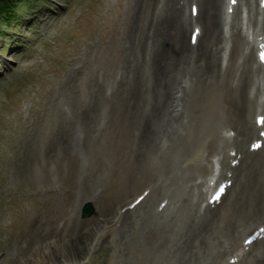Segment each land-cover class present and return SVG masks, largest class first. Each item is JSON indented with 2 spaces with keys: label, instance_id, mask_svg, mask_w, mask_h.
<instances>
[{
  "label": "bare ground",
  "instance_id": "1",
  "mask_svg": "<svg viewBox=\"0 0 264 264\" xmlns=\"http://www.w3.org/2000/svg\"><path fill=\"white\" fill-rule=\"evenodd\" d=\"M228 1H129L128 21L116 33L117 72L111 80L87 79L83 96L73 95L71 106L83 108L64 111L75 125L59 145L71 156L80 136L98 129L115 109L132 133L131 180L152 179L136 206L81 228L63 251L44 236L36 264L80 259L94 230L105 231L108 223L107 236L123 248L115 264H264V238L236 262L223 260L229 252L238 256L243 237L264 225V143L256 151L247 146L264 129L250 120L264 115V67L255 46L264 43V1L233 0L232 15L224 19ZM211 155H217V173ZM224 179L231 184L211 206L207 183ZM131 245L142 251L133 263Z\"/></svg>",
  "mask_w": 264,
  "mask_h": 264
},
{
  "label": "rangeland",
  "instance_id": "2",
  "mask_svg": "<svg viewBox=\"0 0 264 264\" xmlns=\"http://www.w3.org/2000/svg\"><path fill=\"white\" fill-rule=\"evenodd\" d=\"M129 1L17 0L14 19L0 25V264H36L44 236L63 251L68 238L122 211L152 179L131 180L132 133L115 109L80 136L71 156L59 145L75 125L64 112L73 95L83 96L87 79L117 72L116 33ZM210 159L217 170V155ZM85 202L95 211L88 218L80 216ZM108 226L94 230L87 255L63 264H115L123 248ZM132 248L131 263L142 253Z\"/></svg>",
  "mask_w": 264,
  "mask_h": 264
},
{
  "label": "trees",
  "instance_id": "3",
  "mask_svg": "<svg viewBox=\"0 0 264 264\" xmlns=\"http://www.w3.org/2000/svg\"><path fill=\"white\" fill-rule=\"evenodd\" d=\"M17 0H0V25L9 24L18 13L15 7Z\"/></svg>",
  "mask_w": 264,
  "mask_h": 264
},
{
  "label": "water",
  "instance_id": "4",
  "mask_svg": "<svg viewBox=\"0 0 264 264\" xmlns=\"http://www.w3.org/2000/svg\"><path fill=\"white\" fill-rule=\"evenodd\" d=\"M92 214H94V208L90 203H85L82 207H81V216L83 218L89 217Z\"/></svg>",
  "mask_w": 264,
  "mask_h": 264
},
{
  "label": "snow or ice",
  "instance_id": "5",
  "mask_svg": "<svg viewBox=\"0 0 264 264\" xmlns=\"http://www.w3.org/2000/svg\"><path fill=\"white\" fill-rule=\"evenodd\" d=\"M193 11H195V9H193ZM194 40H195V34H194Z\"/></svg>",
  "mask_w": 264,
  "mask_h": 264
}]
</instances>
